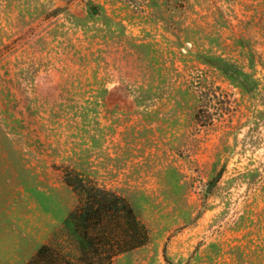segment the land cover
Returning a JSON list of instances; mask_svg holds the SVG:
<instances>
[{
	"label": "rangeland",
	"instance_id": "obj_1",
	"mask_svg": "<svg viewBox=\"0 0 264 264\" xmlns=\"http://www.w3.org/2000/svg\"><path fill=\"white\" fill-rule=\"evenodd\" d=\"M79 186L145 229L112 264H264V0H0V264Z\"/></svg>",
	"mask_w": 264,
	"mask_h": 264
},
{
	"label": "trees",
	"instance_id": "obj_2",
	"mask_svg": "<svg viewBox=\"0 0 264 264\" xmlns=\"http://www.w3.org/2000/svg\"><path fill=\"white\" fill-rule=\"evenodd\" d=\"M75 189L78 207L63 222L68 256L42 246L27 264H112L145 245V229L123 199L104 190Z\"/></svg>",
	"mask_w": 264,
	"mask_h": 264
},
{
	"label": "water",
	"instance_id": "obj_3",
	"mask_svg": "<svg viewBox=\"0 0 264 264\" xmlns=\"http://www.w3.org/2000/svg\"><path fill=\"white\" fill-rule=\"evenodd\" d=\"M209 192V190L207 191V193Z\"/></svg>",
	"mask_w": 264,
	"mask_h": 264
}]
</instances>
